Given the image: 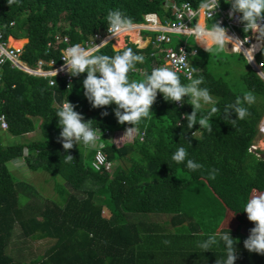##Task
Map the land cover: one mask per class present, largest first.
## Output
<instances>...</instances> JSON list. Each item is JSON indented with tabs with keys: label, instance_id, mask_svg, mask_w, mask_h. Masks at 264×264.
Returning a JSON list of instances; mask_svg holds the SVG:
<instances>
[{
	"label": "trees",
	"instance_id": "obj_1",
	"mask_svg": "<svg viewBox=\"0 0 264 264\" xmlns=\"http://www.w3.org/2000/svg\"><path fill=\"white\" fill-rule=\"evenodd\" d=\"M173 1L181 4L190 0ZM166 4L167 0H17L8 6L7 0H0V29L4 39L11 36L28 40L21 59L33 66L39 59L59 61V52L47 49L48 42L57 34L68 36L71 44L82 43L95 33L107 30L106 17L110 10H120L139 23L147 13H156L161 20L169 17ZM12 22L14 25L10 26ZM246 32L241 30L243 35ZM23 43L20 40L16 45ZM126 48L144 57V62L137 63L135 70L146 69V75L150 74L156 58L149 56L148 47L138 49L127 43L115 51L109 43L98 54L113 56ZM200 51L204 50L198 49L191 59V66L195 68L193 76L203 77L200 87L209 89L219 109L213 116L211 133L199 125L188 127L183 114L192 111L189 97L178 107L158 93L152 114L136 125L138 133L129 138L124 135L129 125L118 124L113 114L115 105L93 109L86 100L82 88L86 74L72 77V86L56 78L57 86H49L46 79L11 68L9 62L2 67L0 116L4 115L8 127L3 132L12 138H21L34 132L39 123L42 140L5 144L0 137V264H22L7 254L16 226L23 239L51 242L45 255L29 264H147V255L155 257V253L171 250L168 244L175 240H181L183 250L188 251L190 247L185 241L189 239L191 245V239L202 237V232L194 217L181 210L186 188L190 191L197 186L207 187L230 211L246 216L243 212L246 202L254 194L264 192V155L260 152L262 156L258 158L248 152L264 113V80L240 55L241 81L256 99L254 104L245 105L250 114L233 122L235 114L225 118V108L244 93L233 91L221 78L215 77ZM263 55L264 40L257 56L262 59ZM259 61L264 65V59ZM146 75L141 77L131 71L129 78L140 81ZM180 79L182 83L189 82L182 76ZM66 99L77 106L75 110L85 120H92L94 129L110 133L96 141L111 164L109 172L93 166L98 149L81 142L68 151L74 159L66 162V153L58 141L60 128L55 116ZM211 107V104H202L201 114H207ZM103 111L109 114L101 116ZM180 147L188 155L184 162L177 163L172 156ZM187 159L202 167L188 169ZM16 160H22L30 172H44L53 178L58 199L46 200L45 204L31 201V186L16 181L7 166ZM192 209L197 212L200 207ZM148 215L172 216L174 222H181L179 219L183 217L189 223L176 229L173 233L177 234L171 237L167 232L150 229L145 224ZM161 242L166 244V250H155ZM219 244L217 240L215 245ZM152 263L159 264H148Z\"/></svg>",
	"mask_w": 264,
	"mask_h": 264
},
{
	"label": "clouds",
	"instance_id": "obj_2",
	"mask_svg": "<svg viewBox=\"0 0 264 264\" xmlns=\"http://www.w3.org/2000/svg\"><path fill=\"white\" fill-rule=\"evenodd\" d=\"M14 3H17V0H7L8 6ZM227 4H230L228 12L230 19L243 24V31L257 33L255 43H250L249 47L244 48V44L249 41L241 40L234 33L230 34L228 28L215 19L220 0H202L200 5V11L213 21L210 26L205 23H196L193 27L185 28V32L192 35L196 43L207 53L212 51L213 46L223 51L231 45L234 51L243 50L247 54L248 63H252L255 52H261V40H264V0H230ZM106 21L109 38L130 32L136 27L133 20L120 10H110ZM108 41L109 39L102 40L92 47H84L80 44L68 47L63 54V64L59 69H54L52 75L56 77L59 72H66L71 77L86 74L82 81L83 95L86 100L93 109H106L108 106L115 105L113 114L118 124L129 125L124 132V135L129 138L138 133L136 125L152 114V106L156 102L158 93L165 101L175 102L181 106L184 104V98L189 97L192 111L190 114H183L188 127L193 128L199 125L209 133L213 131L212 119L219 109L215 106L216 101L210 95L209 89L200 87L204 83L203 77L194 78L195 68H192L188 74V83H182L178 71L169 66L154 68L143 80H130L129 73L135 70L137 63L144 62V57L134 53L131 48H126L113 56L98 54ZM194 54H196L195 51ZM177 63H189L187 54ZM262 73L264 74L263 69ZM51 84L57 86L55 78ZM255 99L254 93L245 92L242 97L236 98L234 104L226 106L224 117L229 119L234 113L236 118L233 122L236 119H245L250 114L245 105L254 104ZM202 103L213 105L207 114H201ZM76 107L66 99L55 115L58 118L57 126L60 128L58 141L66 153V162L74 159L72 155L67 154L74 146L77 147L80 142L86 145L95 144L102 135L99 128L92 127V120H85L83 114L75 110ZM108 114L107 111L101 112V116ZM187 155L185 148L180 147L175 151L172 159L182 163ZM187 167L190 170H196L202 165L187 159ZM243 212L247 220L254 224L243 241V247L250 253L264 255V192L254 194L246 202ZM220 239L225 243L227 252L224 264H235L239 255L236 249L238 240L234 239L229 232L222 234ZM216 243V237L210 236L199 247L206 252Z\"/></svg>",
	"mask_w": 264,
	"mask_h": 264
},
{
	"label": "built area",
	"instance_id": "obj_3",
	"mask_svg": "<svg viewBox=\"0 0 264 264\" xmlns=\"http://www.w3.org/2000/svg\"><path fill=\"white\" fill-rule=\"evenodd\" d=\"M225 2L228 3L230 2V0H225ZM225 2L224 0H220V7L217 9V16L215 19L221 21L222 26L228 28L230 34L234 33L241 40L249 41V43L244 44V48L249 47L250 43H255L254 39H257V33L246 32L244 35L241 34V30L243 31V25L238 23L235 19L229 18L228 12L230 8L228 6H224ZM201 3L202 0H190L182 2L181 4H177L173 0H167L166 8L170 13L169 17H165L164 20H161V18L156 13L144 14L141 22L134 23L136 27L132 31L119 35L122 36L120 38L122 44L126 46L127 43H131L136 45V48L138 49H145L147 47L150 48L151 53L149 54V56L156 58V63H154V65L151 67L149 71L150 73L154 68L169 66L173 70H177L179 76H182L183 78L188 80V74L192 69L190 58L195 56L198 52V49L202 47L198 43H196V40L192 35L186 34L185 28L193 27L196 23H200L201 19L202 23L205 24H207L208 22H213L200 11ZM13 25V22L10 23V26ZM174 35H179L180 38L174 40ZM117 37L109 38L106 30L103 33H95L94 35L88 37L82 43L78 44L84 47H92L95 43L99 44L102 40L105 39H109L107 44H113L116 42L115 40ZM190 37L194 38L195 46L189 45L187 39ZM175 42L178 43L176 45V48L173 47ZM261 44H263V40H261ZM72 45L74 44H71L70 38L68 36H61L57 34L54 37V40L48 42L47 49L58 51L60 54L59 61H56L53 58H51L50 60L39 59L35 63V65L29 66L21 59L22 53L24 51V45H20L18 47L11 45L8 38L4 39L3 33L0 29V81L2 77L1 69L7 62H9L11 68H16L33 77L46 79L49 86H52L51 81L54 78L63 79L66 84H69L72 81V77L66 72H59L56 77L52 75V72L54 69H59L63 64L62 59L64 51ZM228 47L231 52L241 54L251 70L256 72L264 80V74L262 73V69L264 67L263 62L256 61L255 59L256 55L259 54L260 51H256L254 61L252 63H248V60L246 58L247 54L243 50L234 51L231 45H229ZM194 51L196 54H194ZM185 54H187V60L189 61V63H177V61L181 57L185 56ZM133 71L138 73L141 77L148 73V70L146 69H137ZM175 104L178 107L181 106L178 103ZM7 128L8 127L5 117L4 115H1L0 129L2 131H6ZM103 134L105 136H110V133L108 131H105L104 133H102V135ZM142 135L143 133L141 134V136ZM262 142H264V117L258 124L257 137L253 139L251 145L248 148V152L260 158L262 155H260L259 153L261 152L263 154L264 152V149L259 146V144H261ZM87 146H89L90 148H99L96 142L95 144H87ZM93 166L96 169L103 168L108 172L111 170L110 162L107 161L105 154L99 149L96 150Z\"/></svg>",
	"mask_w": 264,
	"mask_h": 264
},
{
	"label": "crops",
	"instance_id": "obj_4",
	"mask_svg": "<svg viewBox=\"0 0 264 264\" xmlns=\"http://www.w3.org/2000/svg\"><path fill=\"white\" fill-rule=\"evenodd\" d=\"M224 6L226 7L228 6L230 8V4L224 3ZM7 38L11 41H15V45H16V42L20 40H24V44H23L24 46L28 42V40L25 38L14 39L11 36H8ZM113 44L111 45H112V48L114 49ZM124 47L125 45H123L121 49H123ZM121 49H114V50L118 51ZM262 49H263V44H262ZM199 50H203V48H199ZM226 50L230 51L229 47H226ZM256 61H259V60L256 59ZM263 117H264V113L261 116L260 120ZM258 124H257V127H258ZM256 137H257V129H256V135L254 138ZM13 165H15V163H13ZM19 166H21V162H18L16 165L17 168ZM205 195H209V197H211L213 201H215V198L219 200L215 195H213L212 191L208 190L207 188L193 189L190 191L185 190L183 192V199H182V205H181L182 212H185L187 216L194 217L192 218L195 221V223L199 226V230L202 232L201 233L202 237H197L196 240L191 239V245L189 244L190 240L187 239V241L185 242L188 244L185 243V245L190 247L188 251L183 250L184 244L181 240L171 241L170 244H168L170 245L171 250H167V251H165L166 244L161 242L162 244L156 246L155 250H162L165 252L155 253L157 254L155 257L147 255L145 258V262L147 264L150 262H158L159 264H224V262L227 259V252H226L225 243L223 242V240L220 239V236L224 233L232 232V234H234V236L232 237L238 240V243L236 244V249L239 255H238V259L235 262L237 264H257V261L261 260L262 261L261 264H264V255L250 253L243 247V241L249 235V229L254 227L253 223L249 221H245V218H247L245 215L242 216L240 214H235L227 208V212L230 211V213L232 214L231 217L233 218V220L229 224L225 223L226 224L225 226L223 224L224 222H220V219L216 215H215L216 220L211 218L212 217L211 214H214L211 211V206L210 208H206V209H201L200 207V210L197 212L194 209H192L193 207H197L195 203L199 201L200 199H202L203 196ZM29 196L31 198L30 194ZM187 208L191 209L192 211H189ZM233 214L236 215L237 217H240V220H237L236 219L237 217L233 216ZM171 217L169 216L165 217L163 215H148L147 217H145V224L152 230L155 229L158 232H167L171 234L169 236L173 237L177 234V232L173 233L176 229L182 228L183 225H186V223H189V222L187 220H184L183 217H180L179 219L181 222H178V221L174 222L172 221ZM208 220H212V222H215V223H207ZM203 236H215L216 239L221 242V244L219 245L214 244V246L212 245L210 247L209 251L203 252V250L199 247V245L202 242L207 240V238H204ZM50 246H51V242L47 243L46 240H33V239L28 238V239L22 240L21 242H17L16 243L17 249L12 254L9 253V255L13 257V259L15 260L16 257L19 255L28 254L27 257H25V260L23 262L22 261H18V262L22 264H29L31 262L36 261L34 260L35 256L39 258L41 256H44L47 250L50 248ZM178 248H182V251L181 250L177 251ZM26 249H30V251H26ZM176 252L178 254H176ZM243 254H248L249 256L246 257ZM252 256H255V257L252 258ZM258 256L261 257V259L257 260Z\"/></svg>",
	"mask_w": 264,
	"mask_h": 264
},
{
	"label": "rangeland",
	"instance_id": "obj_5",
	"mask_svg": "<svg viewBox=\"0 0 264 264\" xmlns=\"http://www.w3.org/2000/svg\"><path fill=\"white\" fill-rule=\"evenodd\" d=\"M59 25L62 26L63 23L60 22ZM207 25L210 26L211 23L208 22ZM121 37L122 36L117 37L115 41L118 42L117 41L118 38L120 39ZM173 38L174 40H177L180 38V36L174 35ZM187 40H188L189 45L192 44L195 46V41L193 37H190ZM10 41L11 40H9V42ZM116 42L113 44L114 49H121L123 47V44L122 46L118 47ZM11 44L15 45V41L13 42L11 41ZM199 54L202 58L209 61V68L211 72L214 74V76L217 78H221L225 83H227V85L233 91L238 92V93L248 92L240 78L241 71L243 70L241 68L243 66V63L241 62L239 58L240 54L227 51L226 49L223 51H220L215 46H213V49L211 51V54H210L211 58L208 57L209 53L205 51H200ZM261 57L262 59H264V55ZM256 59L262 60L260 59V56H256ZM228 65L231 66V68H228ZM0 137H2V140L5 144L11 143V142L12 143L13 142L32 143V142H38L42 140L41 134L39 132V123L36 124L34 132L27 134L21 138H12L8 134H6V132L4 133L3 131L0 132ZM263 144L264 142L259 144V146L262 149H264ZM18 162H21V166L18 167L19 169L16 167ZM13 163H15V165H13ZM7 166L16 181L26 182L31 186L32 189L30 190V193H29L31 195V198H30L31 201H34L38 204H43V203L45 204L46 200H50V199L57 200L58 199V195L54 190V179L51 178L48 174L44 172L28 171L22 160L12 161L8 163ZM57 180L60 181L59 178H57ZM199 188L200 187L197 186L194 189H199ZM204 188H207V187H204ZM186 189H189V188H186ZM207 189L209 190V188ZM195 204L198 207H201V209L210 208L211 206V211L212 213H214V214H211L212 216L211 218L216 220L215 218V215H216L220 219V222H224L223 224L225 226L226 224L231 223V221L233 220V218L231 217L232 214L230 213V211L227 212V208L224 206V204L221 201L217 200L216 198H215V201H213L212 198L209 197V195L203 196V198L197 201ZM233 216H236V215L233 214ZM236 219L240 220V217H237ZM207 223H215V222H212V220H208ZM22 240L24 239L20 235V229L19 227L16 226V228L13 231V235L9 243V246L7 248V254L9 253L12 254L17 249L16 243L21 242ZM27 255L28 254L19 255L16 257L15 260L23 262L25 260V257H27ZM34 260H39V257L35 256Z\"/></svg>",
	"mask_w": 264,
	"mask_h": 264
},
{
	"label": "bare ground",
	"instance_id": "obj_6",
	"mask_svg": "<svg viewBox=\"0 0 264 264\" xmlns=\"http://www.w3.org/2000/svg\"><path fill=\"white\" fill-rule=\"evenodd\" d=\"M200 23H202V19L200 20ZM132 36H133V35H132ZM12 42H13V41H12ZM10 44H11V42H10ZM11 45H13V44H11ZM14 46L18 47L17 45H14ZM117 46H118V47L122 46L121 39H119V38H118ZM30 66H31V65H30Z\"/></svg>",
	"mask_w": 264,
	"mask_h": 264
}]
</instances>
